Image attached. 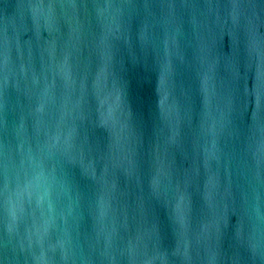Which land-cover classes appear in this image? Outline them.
<instances>
[{
  "label": "water",
  "instance_id": "1",
  "mask_svg": "<svg viewBox=\"0 0 264 264\" xmlns=\"http://www.w3.org/2000/svg\"><path fill=\"white\" fill-rule=\"evenodd\" d=\"M264 0H0V264H264Z\"/></svg>",
  "mask_w": 264,
  "mask_h": 264
},
{
  "label": "snow or ice",
  "instance_id": "2",
  "mask_svg": "<svg viewBox=\"0 0 264 264\" xmlns=\"http://www.w3.org/2000/svg\"><path fill=\"white\" fill-rule=\"evenodd\" d=\"M261 84H262V89H264V81H262Z\"/></svg>",
  "mask_w": 264,
  "mask_h": 264
}]
</instances>
